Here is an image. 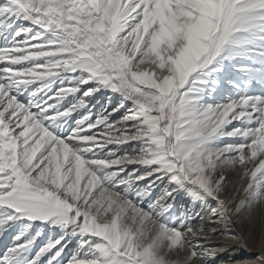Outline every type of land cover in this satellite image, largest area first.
Listing matches in <instances>:
<instances>
[{
  "label": "snow or ice",
  "instance_id": "1",
  "mask_svg": "<svg viewBox=\"0 0 264 264\" xmlns=\"http://www.w3.org/2000/svg\"><path fill=\"white\" fill-rule=\"evenodd\" d=\"M0 238V264H264V0H0Z\"/></svg>",
  "mask_w": 264,
  "mask_h": 264
},
{
  "label": "bare ground",
  "instance_id": "2",
  "mask_svg": "<svg viewBox=\"0 0 264 264\" xmlns=\"http://www.w3.org/2000/svg\"><path fill=\"white\" fill-rule=\"evenodd\" d=\"M104 101H100V103H103ZM100 110V104H97V109L96 111ZM118 118V117H117ZM3 238H0V242H2ZM235 251V249L231 250L229 253H227L225 256L222 257L223 261H227L231 258L232 256V252ZM240 258H246V259H252L253 258V254L252 253H248V252H239L236 256V259H240Z\"/></svg>",
  "mask_w": 264,
  "mask_h": 264
}]
</instances>
